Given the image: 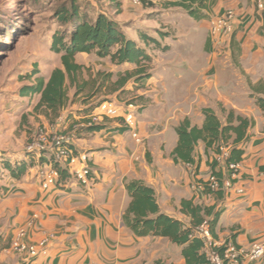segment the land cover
Segmentation results:
<instances>
[{
	"label": "crops",
	"instance_id": "1",
	"mask_svg": "<svg viewBox=\"0 0 264 264\" xmlns=\"http://www.w3.org/2000/svg\"><path fill=\"white\" fill-rule=\"evenodd\" d=\"M160 6L169 15L168 28L175 33L169 39L168 35L158 39L167 50H151L150 76L134 83H140L139 95L134 97L139 99L128 103L111 99L121 105L123 113L134 114L143 143L132 139L121 117H102L97 123L102 128L96 131L79 123L72 141L76 154L87 155L88 184L77 181L72 168L59 164L68 176L44 190L37 176L41 166L37 160L20 179L8 174L1 185L6 189L0 190V264H21L19 255L6 246L19 229L25 230L27 242L46 240V254L31 264H185L181 246L166 237H137L125 226L122 214L130 202L127 180L151 186L160 210L185 223L189 217L179 210L182 199L221 206L214 240L218 245L233 243L241 255L227 264H264V256L244 257L253 244L264 240V172L260 170L264 165V112L250 96L253 92L263 95L251 86L264 81V20L257 15L255 0H214L209 18L202 20L181 8ZM227 11L234 13L233 31L210 35L211 21ZM99 59L111 61L109 57ZM116 64L135 68L134 64ZM107 70L116 73L113 68ZM97 104L71 107L59 128L70 127L68 114L73 120H83L96 111ZM90 105L93 108L87 116L77 114ZM203 108L211 109L222 122L229 111L252 121L234 179L244 192L226 190L223 201L197 186V180L208 179L209 162L215 157L211 150L205 153L202 142L194 150V164H176L171 157L177 144L175 127L185 117L201 126ZM47 159L45 164L51 163V157Z\"/></svg>",
	"mask_w": 264,
	"mask_h": 264
},
{
	"label": "trees",
	"instance_id": "2",
	"mask_svg": "<svg viewBox=\"0 0 264 264\" xmlns=\"http://www.w3.org/2000/svg\"><path fill=\"white\" fill-rule=\"evenodd\" d=\"M116 5L119 6L117 0ZM143 3L152 5V0H141ZM163 7H178L184 10L190 17L195 20L209 18L214 4V0H155ZM57 18L63 24H67L65 30L55 31L52 35L50 49L60 55L62 67L54 68L47 78L36 76L34 82L24 85L20 89L21 96L38 95V105L44 107L55 117L59 116L62 109L67 106L69 97L66 90V81L70 86L75 88L73 96L81 92L87 81L78 85L77 77L82 72L83 66L75 61L78 53H94L98 58L109 57L115 63L134 64L135 70L132 74H127L117 78L114 81L116 87H121L130 77H134L138 82L143 78L150 76L148 64L152 61L151 50H167V45H162L157 37L149 34L143 29L137 31V37L142 44L136 42L131 36L127 35L121 28L120 24L111 17L102 12H97L91 18L86 11H81L80 7L73 1L68 7H63L57 11ZM167 36V33L160 31L159 38ZM234 39L231 40V47L234 49ZM36 73V69H33ZM103 78L101 84L110 78V73L99 74ZM94 82H97L94 79ZM96 84H99L96 83ZM253 91L262 92L263 95H255L257 105L264 112V81L257 87L251 86ZM116 90V89H115ZM100 102V101H99ZM98 102V103H99ZM87 103V102H84ZM93 105L82 110L77 114L87 116ZM203 124L197 126L185 117L178 126L175 127L177 134V144L171 152L174 163L194 164V150L199 142L204 144L205 153L211 150L215 157L209 162L211 173L209 177H214L217 181V188L212 189L209 186V177L206 180L199 179L196 181L197 186L202 187V192L206 195L213 196L217 201H223L227 191L223 188V180L228 176L225 175L223 168L231 162L239 163L242 159L244 149L242 145L250 138L248 132L252 121L229 111L226 115L225 122L209 108H203ZM71 120L70 127L64 134L77 132L78 124L84 123L86 130L96 131L101 129V125H86L88 118L83 120H73L71 114L66 116V121ZM73 150L72 144H68ZM228 148V155L223 164L219 165L216 159L217 154L221 153V147ZM74 151V150H73ZM35 152L26 151L22 159L10 161L1 159L0 168L8 172L10 177L20 179L26 173L28 168L32 167L35 160L41 165L48 161H54L53 155L43 151L35 157ZM58 168L60 179H65L68 175L66 168L60 167L57 162H53ZM264 172V165L260 166ZM235 180L233 179V182ZM125 188L130 197L129 205L122 214V221L137 237L147 235L161 236L168 238L171 242L181 246V254L185 264H212L204 251V241L196 233V229L203 223H207L213 239L216 237V226L219 216L222 212L221 206L216 203L204 205L193 203L192 200L182 199L180 201V212L189 217L188 223L172 217L159 208L157 197L154 189L141 180H127ZM6 188L0 186V190ZM1 239V237H0ZM9 246V243L6 244ZM226 243L216 246L215 251L222 256L226 249ZM228 259L223 260L227 264Z\"/></svg>",
	"mask_w": 264,
	"mask_h": 264
},
{
	"label": "rangeland",
	"instance_id": "3",
	"mask_svg": "<svg viewBox=\"0 0 264 264\" xmlns=\"http://www.w3.org/2000/svg\"><path fill=\"white\" fill-rule=\"evenodd\" d=\"M73 1L91 18L97 12L113 18L127 35L136 39L139 29L158 39L160 31L167 33V39L175 34L168 28L171 24L169 15L155 0L152 5L141 0L136 4L133 0H117L119 6L113 0H0V163L1 159H22L27 149L35 152V157L43 150L50 154L54 136L64 134L68 129V126L59 128V125L71 107L105 99L122 103L139 99L134 97L139 95L140 83L136 86L133 77L119 88L114 84L117 78L132 74L135 68L116 66L94 53L75 56V61L83 66L77 77L78 85L83 81L87 84L73 96L75 88L66 81L69 101L58 117L38 105V95H20L21 87L32 84L36 76L47 78L54 68L62 67L60 55L50 49V43L55 31L68 28L57 18V11ZM109 68L115 69L116 73L108 71ZM33 69H36L34 75ZM102 73H110V78L103 84L100 82L103 77L99 76ZM140 97L144 101L148 98ZM7 178L8 172L0 168V186Z\"/></svg>",
	"mask_w": 264,
	"mask_h": 264
},
{
	"label": "built area",
	"instance_id": "4",
	"mask_svg": "<svg viewBox=\"0 0 264 264\" xmlns=\"http://www.w3.org/2000/svg\"><path fill=\"white\" fill-rule=\"evenodd\" d=\"M138 0H133L136 4ZM255 6L257 15L264 20V0H255ZM234 13L227 11L223 15L214 18L210 23L209 33L210 35L217 34L220 31L232 32L233 31ZM102 117L119 118L123 119L124 125L128 128L129 134L132 139L142 144L143 139L137 132L135 125V116L131 111L126 113L122 112V107L117 102L110 99L100 101L96 105V111L88 116V122L86 125L97 124ZM74 138L73 132L68 134H58L53 138V162H57L58 165L65 164L67 168H72L71 175L79 181L81 184L86 185L90 182L91 169L87 165L86 154H76L68 144H72ZM221 153L217 154L216 159L224 161L228 155V148L221 147ZM27 151H32L27 149ZM44 151V150H43ZM42 151V152H43ZM33 152V151H32ZM42 152H39V156ZM44 164L39 166L37 170V176L39 178L41 188L47 190L51 187L57 186L63 181L60 179L59 170L54 166V163ZM77 162H81V166L74 167ZM239 169V163L231 162L225 165V170L228 172V176L223 180V188L225 190H235L236 193L242 194L244 192L243 187H237L233 182ZM65 180V179H63ZM209 186L212 189L217 188V181L214 177H209ZM198 188L202 191V187L198 185ZM36 218V217H35ZM196 233L204 241V251L206 256L212 264H223V260L226 258L230 261H238L240 259L237 247L231 243L226 242V249L222 256L216 251L215 247L219 246L213 239L209 230L208 224L203 223L197 227ZM25 230L19 229L18 232L10 239L8 248L19 255L21 264H31V260L37 258L40 255H45L47 252L46 240L42 239L36 243L25 241ZM264 256V240L253 244L251 249L245 253L246 259H257Z\"/></svg>",
	"mask_w": 264,
	"mask_h": 264
}]
</instances>
